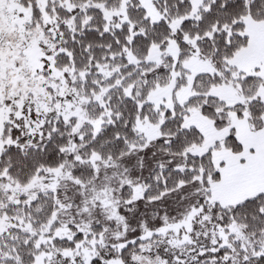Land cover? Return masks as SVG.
Returning <instances> with one entry per match:
<instances>
[{"label":"snow or ice","instance_id":"1","mask_svg":"<svg viewBox=\"0 0 264 264\" xmlns=\"http://www.w3.org/2000/svg\"><path fill=\"white\" fill-rule=\"evenodd\" d=\"M0 264H264V0H0Z\"/></svg>","mask_w":264,"mask_h":264}]
</instances>
